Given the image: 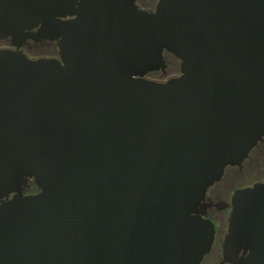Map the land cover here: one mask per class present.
<instances>
[{"label": "water", "instance_id": "1", "mask_svg": "<svg viewBox=\"0 0 264 264\" xmlns=\"http://www.w3.org/2000/svg\"><path fill=\"white\" fill-rule=\"evenodd\" d=\"M4 39L0 264H216L205 192L264 137V0H0ZM230 205L222 261L264 264V180Z\"/></svg>", "mask_w": 264, "mask_h": 264}, {"label": "flooded vegetation", "instance_id": "2", "mask_svg": "<svg viewBox=\"0 0 264 264\" xmlns=\"http://www.w3.org/2000/svg\"><path fill=\"white\" fill-rule=\"evenodd\" d=\"M137 2V0H135ZM140 8L145 10H153L155 4L151 8L141 6ZM3 41L8 42L1 48H12L8 39ZM39 47H52L53 53L45 54L41 56H34L31 52ZM18 50L25 54L29 58L38 57H58L56 41L42 40L35 42L27 40V44L22 45ZM170 55L164 53V57ZM160 72V71H157ZM163 74L164 72H160ZM162 81V80H156ZM256 172V174H254ZM254 174V175H253ZM235 177L243 179L240 185H233L232 181ZM264 180V137L257 142V144L249 151L248 155L241 162L240 165L227 166L224 168L223 174L219 181L209 186L205 192L204 202L207 204L205 210V217H207L214 225V240L209 253L212 251L213 246H218V259L216 264H228L222 261L221 256V243L227 229V218L231 209L230 198L234 190L251 186L256 182ZM37 188L32 181H29L27 187L24 188V193H30L36 191ZM208 253V254H209ZM207 254V255H208ZM206 256V255H205ZM204 259V258H203ZM202 262V261H201ZM201 262L199 264H201Z\"/></svg>", "mask_w": 264, "mask_h": 264}, {"label": "rangeland", "instance_id": "3", "mask_svg": "<svg viewBox=\"0 0 264 264\" xmlns=\"http://www.w3.org/2000/svg\"><path fill=\"white\" fill-rule=\"evenodd\" d=\"M157 0H137V2L144 7L151 8L156 3ZM8 44V42L0 40V48ZM54 48L52 47H39L31 52L34 56H41L45 54L53 53ZM167 68L163 74L160 72H153L146 75L147 78L152 80H165L168 77L175 76L178 74L179 62L172 57L167 55L165 57Z\"/></svg>", "mask_w": 264, "mask_h": 264}, {"label": "trees", "instance_id": "4", "mask_svg": "<svg viewBox=\"0 0 264 264\" xmlns=\"http://www.w3.org/2000/svg\"><path fill=\"white\" fill-rule=\"evenodd\" d=\"M136 4H137V2H136ZM138 5V4H137ZM138 7H140L139 5H138Z\"/></svg>", "mask_w": 264, "mask_h": 264}]
</instances>
